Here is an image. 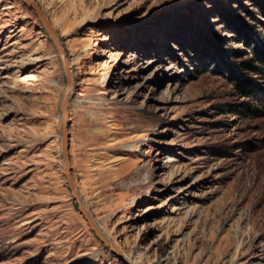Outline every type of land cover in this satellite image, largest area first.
I'll list each match as a JSON object with an SVG mask.
<instances>
[{"label":"rangeland","instance_id":"obj_1","mask_svg":"<svg viewBox=\"0 0 264 264\" xmlns=\"http://www.w3.org/2000/svg\"><path fill=\"white\" fill-rule=\"evenodd\" d=\"M35 1L72 73L73 180L121 256L63 175L54 45L0 0V264H264V114L231 80L264 0Z\"/></svg>","mask_w":264,"mask_h":264},{"label":"water","instance_id":"obj_2","mask_svg":"<svg viewBox=\"0 0 264 264\" xmlns=\"http://www.w3.org/2000/svg\"><path fill=\"white\" fill-rule=\"evenodd\" d=\"M25 5H27L30 9H32L38 20L41 22L42 26L44 27L45 31L49 35L56 53L58 55V59L60 65L62 67L64 76H65V87L61 92L60 95V102H59V109H60V121L58 124V131L60 135V149L61 155L63 159V175L66 180V184L68 190L70 191L71 197L76 203L78 212L82 215L84 220L87 222L88 226L94 233V235L106 245L110 251L115 254L116 256H121L120 250L102 233V231L96 225L94 218L90 211L84 206L82 198L80 197L77 186L73 180L72 173H71V164H70V155H69V133L67 131V124H68V96L70 90L72 88V73L70 69V65L68 60L66 59V55L63 49V46L58 38L57 32L54 26L51 24L48 17L45 15L43 10L41 9L40 5L35 0H21Z\"/></svg>","mask_w":264,"mask_h":264},{"label":"trees","instance_id":"obj_3","mask_svg":"<svg viewBox=\"0 0 264 264\" xmlns=\"http://www.w3.org/2000/svg\"><path fill=\"white\" fill-rule=\"evenodd\" d=\"M262 24V31L257 35L259 39L264 42V22ZM252 57L244 59L240 64L242 69L248 71L250 75H257L258 78L264 81V49L259 46L252 47ZM233 69V68H232ZM249 74L239 72L236 70L232 75V81L241 97L252 100L254 105L242 102L241 106L244 111L256 115L264 114V86L258 84Z\"/></svg>","mask_w":264,"mask_h":264},{"label":"bare ground","instance_id":"obj_4","mask_svg":"<svg viewBox=\"0 0 264 264\" xmlns=\"http://www.w3.org/2000/svg\"><path fill=\"white\" fill-rule=\"evenodd\" d=\"M67 112H68V109H67ZM69 118V117H68ZM85 206V205H84ZM86 207V206H85ZM87 208V207H86ZM96 225H97V223H96ZM98 226V228L100 229V227H99V225H97ZM101 230V229H100Z\"/></svg>","mask_w":264,"mask_h":264}]
</instances>
